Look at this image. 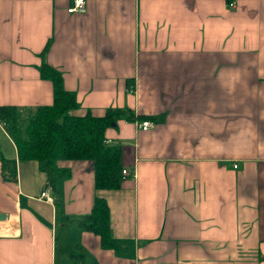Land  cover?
Returning <instances> with one entry per match:
<instances>
[{"label": "crops", "instance_id": "1", "mask_svg": "<svg viewBox=\"0 0 264 264\" xmlns=\"http://www.w3.org/2000/svg\"><path fill=\"white\" fill-rule=\"evenodd\" d=\"M72 3L0 0V106H50L54 68L70 114L133 112L105 131L127 174L95 191L89 161L59 160L50 204L0 121V264H264V0ZM96 196L119 250L76 222Z\"/></svg>", "mask_w": 264, "mask_h": 264}, {"label": "trees", "instance_id": "2", "mask_svg": "<svg viewBox=\"0 0 264 264\" xmlns=\"http://www.w3.org/2000/svg\"><path fill=\"white\" fill-rule=\"evenodd\" d=\"M45 51L46 47L42 54ZM40 77L51 82L53 102L50 106L24 110L27 117L31 115L24 128L20 124V110L17 107L0 106V121L5 124L15 145L17 159L36 161L49 184L54 174L64 172L57 169V161H89L93 167L95 191L118 190L124 169L120 160L121 150L120 146L110 147L105 131L118 119L132 120L133 112L123 108L106 110L100 116H94L89 111L82 116L72 115L70 113L79 105L75 97L63 88L60 73L44 64ZM0 163L2 178L15 179V163L8 164L3 159ZM76 222L80 230L98 236L102 248L120 249L111 234L109 210L103 198L96 196L90 213Z\"/></svg>", "mask_w": 264, "mask_h": 264}, {"label": "built area", "instance_id": "3", "mask_svg": "<svg viewBox=\"0 0 264 264\" xmlns=\"http://www.w3.org/2000/svg\"><path fill=\"white\" fill-rule=\"evenodd\" d=\"M230 7H234V3L231 2L229 4ZM84 11V0H73L72 6H70L67 10L68 13H79ZM2 126L5 127V124L2 123ZM152 126L150 121H142L138 128L142 130H146ZM236 168V166H234ZM122 175H126L127 171L123 169L121 171ZM51 184L46 183L43 187L42 193L40 194L39 198L45 200L46 202L52 204L53 199L49 196L48 192L51 191Z\"/></svg>", "mask_w": 264, "mask_h": 264}, {"label": "rangeland", "instance_id": "4", "mask_svg": "<svg viewBox=\"0 0 264 264\" xmlns=\"http://www.w3.org/2000/svg\"><path fill=\"white\" fill-rule=\"evenodd\" d=\"M19 115H20V124H21V126H23V128L25 127V124L27 123V121H28V119L30 118V116L31 115H29L28 117H27V115H26V113H24L23 111H20L19 112ZM110 147H114V145L113 144H111V146ZM53 187L51 186V189H52Z\"/></svg>", "mask_w": 264, "mask_h": 264}, {"label": "water", "instance_id": "5", "mask_svg": "<svg viewBox=\"0 0 264 264\" xmlns=\"http://www.w3.org/2000/svg\"><path fill=\"white\" fill-rule=\"evenodd\" d=\"M5 220H6V215L0 214V222H4Z\"/></svg>", "mask_w": 264, "mask_h": 264}]
</instances>
